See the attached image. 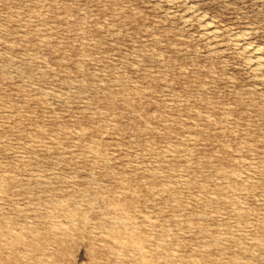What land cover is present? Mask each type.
Wrapping results in <instances>:
<instances>
[{"label": "rangeland", "instance_id": "obj_1", "mask_svg": "<svg viewBox=\"0 0 264 264\" xmlns=\"http://www.w3.org/2000/svg\"><path fill=\"white\" fill-rule=\"evenodd\" d=\"M0 264H264V0H0Z\"/></svg>", "mask_w": 264, "mask_h": 264}]
</instances>
